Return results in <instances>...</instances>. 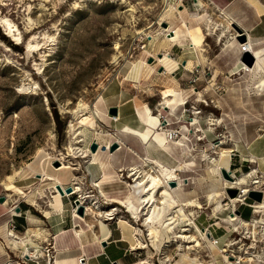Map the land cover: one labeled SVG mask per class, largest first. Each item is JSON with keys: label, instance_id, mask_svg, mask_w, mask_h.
<instances>
[{"label": "rangeland", "instance_id": "rangeland-1", "mask_svg": "<svg viewBox=\"0 0 264 264\" xmlns=\"http://www.w3.org/2000/svg\"><path fill=\"white\" fill-rule=\"evenodd\" d=\"M201 1L0 0V31L6 36L0 35V197L12 195L9 205L0 203V264L7 260L15 264L25 250L13 247L9 240L8 222L19 216L13 214V204L20 208L17 214L34 221L28 238L38 245L43 237L53 236L51 226L82 224L85 232L90 231L77 214L94 225L96 219H103L113 232L111 240L117 235L124 239L128 254L123 264H135L147 256L152 257L151 264L180 261L181 242L156 249L147 228L141 226L143 219L134 221L113 201L127 194L128 184H135L129 174L133 167L160 174L183 204L193 203L185 205L189 217L218 241L220 249H229L227 257L231 252L244 256L247 241L236 244L235 226L225 218L235 208L248 219L252 209L229 204V197L236 198L242 191L231 197L224 179L234 182L232 174L239 180L251 171L236 170L239 157L234 154L240 153L242 138L248 132L253 135L264 116V91L258 93L250 84L249 71L242 65L253 67L256 62L250 65L244 44L262 48L264 57V0H237L226 11L212 0ZM226 13L234 24L228 25ZM2 17L17 25L20 43L8 33ZM33 35L41 46L29 56L26 46ZM166 36L170 41L165 43ZM158 43L162 45L157 51ZM196 45L204 49L202 55ZM134 63L146 64L140 76L131 70ZM165 97L172 99L168 105ZM112 107H117V114L110 112ZM146 110L154 114L153 122L160 118L166 146L152 141L145 148L146 141L156 135L142 121ZM92 112L96 113L92 123H83ZM222 141L225 144L220 145ZM88 150L94 152L97 163L82 155ZM222 152L227 156L222 158ZM63 162L69 168L58 170ZM217 166L232 171L230 178ZM172 169L175 176L169 177ZM44 172L59 177L62 191L73 189L63 196V210H53L50 218L42 209L50 207L57 193L49 181H43ZM74 175L79 179L72 181ZM98 182L101 187L95 185ZM77 185L81 193L74 192ZM15 187L36 192L42 207L15 195ZM87 205L94 215H85ZM115 208L110 218L108 211ZM121 219L141 229L138 241L133 238L135 231ZM40 225L44 231L38 229ZM18 230L20 236L26 235L27 229ZM223 230L228 233L220 237ZM40 231L46 236H40ZM65 237H59L60 245ZM203 245L200 253L192 250L190 254L208 264L212 258L207 243ZM257 253L263 254L261 248ZM216 257L218 264H229L221 254ZM160 258L170 260L162 263ZM104 261V257L95 258L93 264Z\"/></svg>", "mask_w": 264, "mask_h": 264}, {"label": "bare ground", "instance_id": "bare-ground-1", "mask_svg": "<svg viewBox=\"0 0 264 264\" xmlns=\"http://www.w3.org/2000/svg\"><path fill=\"white\" fill-rule=\"evenodd\" d=\"M199 2L202 3L201 0H199ZM225 16L227 18L226 20H227L228 25H232V23H233L231 21L232 19L229 18V16L227 14ZM1 20H2L3 24L6 26L8 33L11 34L17 40L18 43H20L22 36L19 33V29H18L17 25H15L13 23V21L7 17H2ZM208 23L210 24L211 20H208ZM16 32H18V33H16ZM169 41H170V38L168 36H166L165 37V43L169 42ZM161 45H162V43H158L157 51L160 50ZM40 46H41V43L37 40V36L33 35V37L27 42V46H26L27 54L29 56L32 55V53L35 50H38L40 48ZM246 46L248 48L247 53H249V55H251V57H253V59L256 60V62H255V65L253 67L248 66L244 62H242V65H244V67L249 71L248 74L250 75V84L253 83L254 88L257 89L258 93L263 92L264 91V57L261 54L262 48H260L259 50L254 49L252 47L251 42L248 43ZM195 48L202 55V51H204V49L202 47H200L199 45H196ZM204 60H206V59H204ZM144 65H146V64L134 63L131 70L134 72V74L136 76H140L141 70L144 67ZM170 97H172V96H170ZM170 97L164 98L165 104L168 105L171 102L172 99H170ZM93 112H92V117L91 118L89 117L90 119L88 121H83V123H87V122L92 123V121L95 119L97 111H96V113H93ZM146 113H147L146 119H143L141 115H140V117L142 118V121L144 122V124L148 128L155 129L156 135H155V137H150L148 139V141H146L145 148L148 150L150 148V145H152V141L155 142L157 146H166L165 144H166L167 138L165 137L164 133L160 131V129H161L160 118L158 116H156L157 118L153 122V115L154 114L152 112H149L148 110H146ZM119 143L122 144L123 146L127 145L122 140H120ZM223 144H225L224 141H222L220 143V145H223ZM129 150L138 154L131 147H129ZM82 155L84 157H90V160L93 163H97L96 160H98V158L96 156H93L94 152L88 150V152H83ZM138 156L140 157V155H138ZM225 156H227L225 154V152H222V158ZM253 161L254 160H252V162ZM217 167L220 170V173H221V169H222V173L224 170L228 171L225 168L223 169V167H221V166H217ZM67 168H69V166H67L63 162V166L61 168H59V169L57 168V169L63 170V169H67ZM73 169L78 170V168H73ZM124 170H125V168L121 169L120 171H124ZM63 171H65V170H63ZM228 172H229V174L232 173V171H228ZM143 173H145L144 170L142 171L141 169H139V167H133L129 174L135 178V181H134L135 184H133L132 182L131 183L133 185H131V183L128 184L129 190H128L127 194H125V196L122 199L114 198L113 201L119 203L123 208H125V210L130 214L131 218H133L134 221L138 222V221L143 219V224L141 226L147 228V231H148L147 234L149 236V241L151 242V245L154 246L156 249L161 251L162 249H160V248H162V246L169 247L174 242H177V243L181 242L182 244L180 245V247H182L181 250L183 251L182 258L180 261L176 262L175 264H204L203 261L198 262L197 258H192L190 251L196 250L198 253H200L199 248L204 246L203 243H207L206 247L209 248L208 256L212 258L211 260H209L207 262L208 264H218L217 257H216V255L218 253L223 256L225 263L227 262L229 264H232L231 258L233 257V255H231L229 253L228 257L226 256L229 249L228 248L220 249V246H218V244L215 243V241L209 237L208 233L207 232L204 233L201 230V228H199V226L196 224V222L193 221L192 218L189 217L190 214L187 213V211L185 210V205L193 204V203L188 202V203L183 204L180 201V199L178 198L177 194L175 193L174 188L168 183V181H166V179H163L160 176V174H152V173L146 172L145 175H142ZM105 175L106 174H104V176ZM173 176H175V170L174 169H172L171 173H169V177H173ZM231 177L233 180H235L234 182L233 181L229 182L228 179H224V182L226 184V188H237V189H241V191H242V192H239L240 195H237L236 198H230L229 197V204H232L236 207V204L239 203L240 201H242L243 196H245L247 194V192L249 191L248 190L249 189L248 188L249 176L245 175L243 178H241L239 180L237 179V177L234 176V174H232ZM9 179L11 180L12 177H10ZM71 179H72V181L78 180L79 177H78V175H74ZM44 180L49 181L47 184L53 185V188L55 189V191L53 193H57V195L52 196L54 199L51 200L50 207L47 209H42L45 217L50 218L53 210H55V211H62L63 210V208H64L63 196H64V194L69 195V193L67 192L66 188H64L63 192H62V190L59 189V186L64 185V183L61 182V180L59 179V177L56 174L44 172L43 181ZM95 185L101 187L102 183L98 182V183H95ZM81 191L82 190H81L80 185H77L74 188V192H80L81 193ZM12 192H14L15 195H20L21 197L27 198L28 202L31 205L38 206V208L42 207L40 205L39 200L36 198V192H34L33 190L27 191V189L24 190L21 187H15V189L12 190ZM83 195L81 198V204L85 205L84 204L85 202L83 201ZM216 195H217V193H216ZM11 196L12 195H10V194L6 195L7 199H6V202L3 203V205H9ZM84 198H85V196H84ZM258 204L260 206L259 208H261L259 210V213L262 212L261 213L262 215L259 217H256V219L260 223L264 224V200L259 202ZM220 205L221 204H219V206ZM17 207L18 206L15 204H13L11 206V210H12L13 214L17 213V211H16ZM115 210H117V208L109 210L107 215H112L110 218H113V215L116 214V212H114ZM94 213H95V210L92 207H90L89 205H87L85 215L90 216V215H94ZM142 213L145 216L144 218H141ZM75 216L80 221H83L87 224V227L92 232L93 236L99 241V243H101L102 241H106L110 237L111 229L103 219H96L95 218L97 220V224L94 225V223L86 222L84 217L82 218L77 214H75ZM110 218H108V219H110ZM225 219L227 222H229V224L231 223L233 226H235V228L238 227L237 223H235L236 219H237V213H236L235 208H234V212L232 211L230 213V215H227V218H225ZM122 221H124V223H126L129 227H131L135 231V233L133 232L134 233L133 238L135 241H138L139 240L138 234H139V231L141 232V229L137 228V226H135L133 223H131L128 220H122ZM243 222L245 224H241V227H244L245 229L247 228V229L251 230L253 233L257 232V226H255L253 228H248L247 219H243ZM78 227H80V228H78ZM178 228H179V231H177ZM194 228H195L194 234H190V232ZM73 233L78 239H80L81 236L83 234H85L86 232L84 231V228H82V224H78L77 226H75V228H73ZM8 236H9V240L11 241V244L13 245V247L14 246L24 247L25 248L24 253L26 255L31 253L30 246L28 245L31 242L28 241V238L26 236H19L15 232H13L12 230H9V229H8ZM30 240H31V238H30ZM32 243H31L32 247L37 248L39 246L36 242H32ZM138 243H141V242H138ZM232 244L228 245V246L231 247ZM141 246L143 248H145V247H147V244L142 243ZM133 248H134V246H132V249ZM16 249L18 250V248H16ZM226 257H227V259H226ZM151 258H152L151 256H147L145 258H142L140 261H138L135 264H151L152 263ZM168 260H170V259H168V258H167V260L161 259V262L165 263ZM78 261H79V263H81L80 262L81 259L79 260V258H78ZM56 264H58V259L56 261Z\"/></svg>", "mask_w": 264, "mask_h": 264}, {"label": "crops", "instance_id": "crops-1", "mask_svg": "<svg viewBox=\"0 0 264 264\" xmlns=\"http://www.w3.org/2000/svg\"><path fill=\"white\" fill-rule=\"evenodd\" d=\"M212 2L216 4L218 7H224V10L226 11L233 4H235L237 0H212ZM228 16L230 18V15ZM243 68L247 70L244 67V65ZM257 122L261 125L255 131V133L252 135L250 132H248L246 136L242 138L240 153L234 154V156L239 157V159H237L238 160L237 165L234 164V166H236L235 168L236 170H241V171H249L250 169L253 170L257 168L258 171L264 174V116L261 119H259V121ZM252 160L254 161L252 162ZM228 162L231 168V160ZM14 214L19 216H17L16 218H12L8 222L10 227L12 222L15 225V229L14 230L11 229V230L17 234L18 232L21 233L20 230H18V227L21 228V230L27 229L25 236L28 238L29 236L28 234L32 230L31 225H35L34 221L31 222L28 219L22 217L20 214L17 213ZM41 228L44 231L43 225H40L38 229ZM51 228L52 229L49 230L50 234L56 236V249L58 250V256H57L58 264H81V263L93 264V259L99 257H104L105 259V261L102 264H123V258H125V256L128 254V244L125 243L124 239H122L119 235H117L116 238L113 237V239L111 240V237L113 236L112 231L110 237L106 240L107 243L106 246H104L103 245L104 241L99 243V241L93 236L91 231H87L85 234L81 236L80 239H78L73 233L74 226L72 228L65 227L62 229L55 228V226H51ZM43 231H40V236L45 235ZM61 236H66V237L65 240L62 241L60 245L58 239ZM28 241L31 243L35 242L32 238L31 240L30 238H28ZM60 254H64V255L59 258ZM80 256L84 257V261H80L81 263H79L77 260V258H79L80 260ZM8 261L10 260H7L6 262H4V264H6ZM8 264H12V263H8Z\"/></svg>", "mask_w": 264, "mask_h": 264}, {"label": "built area", "instance_id": "built-area-1", "mask_svg": "<svg viewBox=\"0 0 264 264\" xmlns=\"http://www.w3.org/2000/svg\"><path fill=\"white\" fill-rule=\"evenodd\" d=\"M244 50H248L246 45H243ZM249 176V191L245 196H243V200L239 202V206H248L252 209V215L249 219H247L248 228H253L257 226V232L253 233L249 229H245L242 233L241 224H245L240 210L237 211V219L236 222L238 227L234 229V234L238 236L236 239V244L240 241H247V248L244 250V256L240 253H231L233 255L232 264H264V224L260 223L256 217L261 216L262 212L259 213V202L251 199L249 194L251 191H259L263 193L264 200V174L258 171L257 168L251 170L246 174ZM248 199H251L252 202H248ZM262 200V201H263ZM11 228L14 230L15 225L12 222ZM220 237L224 236L228 233V231H224ZM217 240V239H215ZM218 243V241L216 242ZM263 251V254L257 253L259 249ZM31 253L26 255L23 253L22 255L17 256L15 259V264H56L58 250L56 249V236L51 237H43L40 245L36 247L30 246ZM238 251L241 252V248L238 246ZM263 255V256H262ZM81 261H84V257L80 256ZM12 263L11 260L6 264Z\"/></svg>", "mask_w": 264, "mask_h": 264}, {"label": "water", "instance_id": "water-1", "mask_svg": "<svg viewBox=\"0 0 264 264\" xmlns=\"http://www.w3.org/2000/svg\"><path fill=\"white\" fill-rule=\"evenodd\" d=\"M240 37L242 38L243 41L245 40V36L244 35L243 36H240ZM249 57L251 58V63H250V65H251L253 63L254 59H253V57H251V55H249ZM110 112H113L114 114H117V107H112L111 110H110ZM116 148H117V145H115L113 147V150L116 149ZM92 150L93 151L96 150V144L93 145ZM223 173H224V175L226 177H229L230 178V174H229L228 171L224 170ZM59 189L62 190L60 188V186H59ZM72 191H73L72 188H68L67 189V192L68 193H71ZM237 192H238V189H236V188H229V193H230L231 197H235L236 194H237ZM249 197L251 199L255 200V201L261 202L263 200V193L262 192H259V191H251L250 194H249ZM5 201H6V197L5 196H1L0 197V203H4ZM76 202L78 203L79 201H76ZM82 210H83V207L81 206V212H82ZM17 211H20V208H18ZM106 244H107L106 241H104L103 242V245L106 246Z\"/></svg>", "mask_w": 264, "mask_h": 264}, {"label": "trees", "instance_id": "trees-1", "mask_svg": "<svg viewBox=\"0 0 264 264\" xmlns=\"http://www.w3.org/2000/svg\"><path fill=\"white\" fill-rule=\"evenodd\" d=\"M0 35L3 37V38H6V36L3 34V33H1V31H0ZM14 46H16V45H14ZM17 47V46H16ZM251 217V216H250ZM246 219V218H245ZM249 219V218H248Z\"/></svg>", "mask_w": 264, "mask_h": 264}]
</instances>
